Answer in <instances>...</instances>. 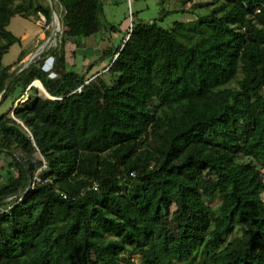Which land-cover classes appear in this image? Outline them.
Listing matches in <instances>:
<instances>
[{
  "label": "trees",
  "instance_id": "1",
  "mask_svg": "<svg viewBox=\"0 0 264 264\" xmlns=\"http://www.w3.org/2000/svg\"><path fill=\"white\" fill-rule=\"evenodd\" d=\"M59 1L60 46L12 80L11 20L51 8L0 0V105L37 79L55 98L0 114V264H264V0L133 23L95 74L66 44L101 30L102 4Z\"/></svg>",
  "mask_w": 264,
  "mask_h": 264
},
{
  "label": "rangeland",
  "instance_id": "2",
  "mask_svg": "<svg viewBox=\"0 0 264 264\" xmlns=\"http://www.w3.org/2000/svg\"><path fill=\"white\" fill-rule=\"evenodd\" d=\"M54 1L56 4L57 13L60 18L61 29L59 32H57L55 43L52 44L49 49L60 46L64 33L68 27L67 14L64 6L59 0ZM212 1L213 0H114L113 3L111 2L110 4L101 5V10L99 12L101 31L103 35L110 36L111 30L116 29L117 36L114 37V40L117 43L116 47H118L121 44V39L125 35H127V32L130 30L133 23H138L140 21H156L160 26L164 28H170L177 20H192L196 19V16H201L209 13V9L213 5H208V3ZM41 2L44 5H49L48 0H41ZM46 21L39 13H33L28 17H23L20 15H15L13 17L9 25V29L15 35L22 37V44H14L10 48V50L3 57L4 65H9L16 62L18 58L21 57V54H25L22 60L12 67V70L21 68L28 57L31 54L36 53V49L44 44V42L49 37H52L54 32L52 19L50 22ZM71 39L72 38L68 39L67 43H70ZM71 46L72 44L70 45V47ZM49 49H47L46 51H48ZM114 49L115 48L111 46V50ZM41 56L37 58L35 62L39 61L41 59ZM111 58V56H106L103 59H98V61L92 67L93 70L97 71V73H103V68L110 63ZM53 62L54 58L51 55H47L44 59V69H51V75L56 76V71L52 69ZM84 68V66H80L79 69H81V72L86 71L87 69ZM95 73L96 72H92V74ZM104 77L107 79L108 76L104 74ZM35 83L38 88L36 87V89H33L29 92L27 91L23 95V91L21 88L13 90V92L0 105V114L7 113L13 106V102H15V104L25 103L30 101L31 97L34 95L51 98L49 96H46L44 90H40L41 87L42 89L44 88L38 81H36ZM22 96H25L24 99L22 98ZM12 113L13 112H11V114ZM2 159L3 158H0V165H2L3 163ZM217 203L218 200H215L213 202L214 205H216Z\"/></svg>",
  "mask_w": 264,
  "mask_h": 264
},
{
  "label": "crops",
  "instance_id": "3",
  "mask_svg": "<svg viewBox=\"0 0 264 264\" xmlns=\"http://www.w3.org/2000/svg\"><path fill=\"white\" fill-rule=\"evenodd\" d=\"M113 1L114 0H100L102 5L110 4L111 2L113 3ZM116 36L117 30L112 29L110 36L103 35L100 30L84 37L71 39L70 43L66 44V58L68 65L70 68L79 72H81V69H79L80 66H84V69L88 70L92 64L96 63V61L102 57L105 50L111 48V46L116 48L117 43L114 40V37ZM126 37L127 35L121 39V44L124 43ZM71 44L72 46L70 47ZM89 71L91 74L92 72H97L94 71L93 68H90Z\"/></svg>",
  "mask_w": 264,
  "mask_h": 264
},
{
  "label": "water",
  "instance_id": "4",
  "mask_svg": "<svg viewBox=\"0 0 264 264\" xmlns=\"http://www.w3.org/2000/svg\"><path fill=\"white\" fill-rule=\"evenodd\" d=\"M49 1V5H50V8H51V19H52V24H53V21H54V18H55V16L57 15V10H56V4H55V1L54 0H48ZM129 37V36H128ZM128 37H127V39H128ZM49 38H51V37H49ZM48 38V39H49ZM47 39V40H48ZM46 40V41H47ZM45 41V42H46ZM44 42V43H45ZM43 45V44H42ZM41 45V46H42ZM41 46L39 47V48H37L36 49V53H34V54H31L29 57H28V59L24 62V64L22 65V67L17 71V73L13 76V78H12V80L14 79V78H16L20 73H22L24 70H26L32 63H34L35 61H36V59L37 58H39L46 50H47V47H45L42 51H39L38 52V50L41 48ZM38 52V53H37ZM12 80L8 83V85L5 87V89L2 91V93L0 94V102L2 101V99L4 98V96H5V94L7 93V91H8V89H9V87H10V85H11V82H12ZM36 81H38L41 85H42V83H41V81L40 80H35L33 83H32V85L33 86H35V87H37L35 84V82ZM43 86V85H42ZM30 87L31 86H29L28 87V89H30ZM38 88V87H37ZM44 88V87H43ZM44 91H45V94H46V96H51L46 90H45V88H44ZM52 97V96H51ZM19 102V101H18ZM13 154H15V153H13ZM15 155H17V154H15ZM18 156V155H17ZM31 185H32V181H31V178H29V185H28V188H27V190L25 191V192H28L29 191V189H30V187H31Z\"/></svg>",
  "mask_w": 264,
  "mask_h": 264
},
{
  "label": "bare ground",
  "instance_id": "5",
  "mask_svg": "<svg viewBox=\"0 0 264 264\" xmlns=\"http://www.w3.org/2000/svg\"><path fill=\"white\" fill-rule=\"evenodd\" d=\"M53 27H54V32H53L52 37L49 38V39H48V40H47V41L41 46V48L38 50V52H39V51H42L45 47H47V49H49V48L51 47V45L55 43L57 32H59L60 29H61V23H60V18H59L58 13H57V15H56L55 18H54V21H53ZM38 52H37V53H38ZM40 90L43 91L44 89H42V87H41ZM43 93H44V92H43Z\"/></svg>",
  "mask_w": 264,
  "mask_h": 264
},
{
  "label": "built area",
  "instance_id": "6",
  "mask_svg": "<svg viewBox=\"0 0 264 264\" xmlns=\"http://www.w3.org/2000/svg\"><path fill=\"white\" fill-rule=\"evenodd\" d=\"M259 11H260V9H257V12H259ZM41 16H42V17L44 18V20L46 21L45 16H43V15H41ZM116 56H117V55L113 56V59H115ZM54 75H55V73H54ZM92 78H93V77H92ZM92 78L86 79L85 84H89L90 81L92 80ZM81 90H82V87L78 88V91H81ZM51 98L55 99L54 97H51ZM19 122L21 123L22 126H24V124H23L21 121H19ZM38 182H42V181H41V178H40V177L38 176V174H37V175H35L34 180L32 181V185H31L29 191H30V190H33V189L35 188L36 183H38Z\"/></svg>",
  "mask_w": 264,
  "mask_h": 264
},
{
  "label": "clouds",
  "instance_id": "7",
  "mask_svg": "<svg viewBox=\"0 0 264 264\" xmlns=\"http://www.w3.org/2000/svg\"><path fill=\"white\" fill-rule=\"evenodd\" d=\"M127 37H128V36H127ZM127 37H126V39H127ZM126 39H125V40H126ZM124 42H125V41H124ZM52 69H53V67H52ZM50 71H52V70L50 69ZM51 76H52V75H51ZM37 80H38V79H37ZM50 97H51V96H50Z\"/></svg>",
  "mask_w": 264,
  "mask_h": 264
}]
</instances>
